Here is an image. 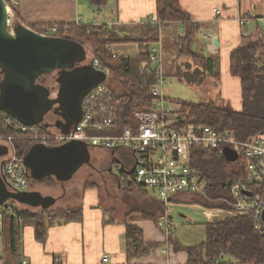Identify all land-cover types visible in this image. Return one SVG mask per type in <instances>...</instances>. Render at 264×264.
Returning <instances> with one entry per match:
<instances>
[{"label": "crops", "instance_id": "obj_1", "mask_svg": "<svg viewBox=\"0 0 264 264\" xmlns=\"http://www.w3.org/2000/svg\"><path fill=\"white\" fill-rule=\"evenodd\" d=\"M86 1L20 0L21 20L30 28L48 24L75 23L79 19L87 25L112 26L113 23H117L136 27L145 24L148 18L156 17L157 14L156 0H114L112 5L104 6L105 11L102 15L92 11V15L85 22L80 3L86 4ZM180 5L190 15L191 21L197 28L194 37L190 39L192 44L197 39H202L201 43L196 45V53L218 63L216 71L219 72L220 78L219 101L232 109L241 110V79L231 75L230 55L234 48L249 41L259 42L260 52H264V27L256 20L264 16V0H180ZM217 9L221 10V14L215 13ZM246 18L251 22L242 26L240 21ZM204 32L213 35V38H203ZM185 35L184 25L181 22L170 23L161 33L165 46L171 38L176 45L179 38ZM143 49L144 47L138 43L118 44L110 48L111 52L118 56L132 58L139 56ZM88 149L92 159V150L90 147ZM89 164L92 166L93 160H90ZM50 178L41 181L46 182ZM41 181L33 180V183L40 186L44 184ZM56 181L61 184V188L59 185H55L54 188L60 192L59 196L48 193V190L53 188L44 189L48 193L46 196L57 199L54 206L58 208L53 210L81 208L82 220L49 224L44 242L36 239L35 227L32 224L24 223L23 226L21 225L18 256L10 254L9 241L6 240L0 221V264H22L24 261L28 264H104L105 257L109 259L106 264H187L188 253L185 250L174 251L173 244L164 236L157 222L144 217L159 211L156 208L159 201L152 196H135L130 190L120 188L119 181V190L113 187L107 194L105 189V192L101 190L99 183L92 182L87 177L76 198L65 188L66 183L71 180L61 182L56 179ZM63 187L66 190L65 196H62ZM185 195L176 197L172 206L176 208V219L171 213L169 216L173 217L175 222L177 220V228L180 224L203 225L206 235V226L219 221L211 218L209 208L198 204H187ZM128 226L141 230L145 244L153 243L157 246L146 256L130 257L129 253L135 250V242L127 237ZM173 236V241L184 247L196 246H186L177 236ZM224 263L240 264L230 262L228 258L224 259Z\"/></svg>", "mask_w": 264, "mask_h": 264}, {"label": "trees", "instance_id": "obj_2", "mask_svg": "<svg viewBox=\"0 0 264 264\" xmlns=\"http://www.w3.org/2000/svg\"><path fill=\"white\" fill-rule=\"evenodd\" d=\"M90 2L93 6L102 10L104 6L112 5L114 0H90ZM156 8V17L159 22H162L161 32L158 27L148 22L136 27L117 23H113L112 26L84 25L76 22L48 24V26H58L59 31L55 34L57 37L77 40L89 47L91 46L94 56L91 59L99 60L104 67L107 66L110 69L112 77L121 81L123 88V93L119 96V99L123 100L121 107L123 117L119 122L122 125L121 127L126 125L125 119L127 117H130L134 112L148 111L153 103L150 87L155 79L150 74L140 72L141 63L148 59V52H146L144 44L159 40L164 28L170 23L181 22L184 25L186 35L179 38L176 46L179 50L178 59L183 55H187L190 59L188 62L183 63L186 70H195L192 72L193 77L199 76L203 81L208 75L215 77L218 81L220 80L219 72L216 71L218 63L210 58L202 57L190 49V39L194 37L197 28L191 21L190 15L181 7L180 0H156ZM15 12V26L17 28L23 22L19 7ZM43 27L34 26L33 28L42 30ZM133 43H138L144 47L143 52L133 58L114 57V53L110 50L114 45ZM260 50L259 42L249 41L234 48L230 55L231 75L241 79V110H235L214 101L188 103L177 100L175 104L182 107L181 114L185 115L188 121L195 122L198 125H210L219 130L232 129L237 138L242 141L254 140L258 136H264V52L262 53ZM176 65L177 77L182 79L183 69L179 61L176 62ZM205 71L207 73L203 77L202 74ZM49 75L40 77L38 83L47 86L46 79ZM54 91L57 94L58 88ZM168 101L171 102L169 99ZM54 110L56 115L61 117L62 111L59 108ZM2 115L3 113L0 112V134L6 136L11 131L8 127L2 125ZM74 126H65L57 131L67 132ZM47 128V125L44 129L41 128V133H47ZM16 146L19 155L26 157L34 145L30 141L19 140L16 141ZM131 162L133 163V155ZM132 163L129 166H133ZM193 164L206 181L205 194H186L187 203L198 204L206 208L231 210L228 184H235L244 175V163L239 159L229 161L222 154L205 153L197 149L193 154ZM47 182L50 183V179ZM29 183L30 188H33L32 179ZM123 189L130 190L135 196H149L147 193L133 187ZM22 205L29 209H35L15 200H10L0 207V211L3 213V233L6 234V240L9 241V251L12 255L18 256L19 254L20 234L24 223L32 224L35 227L36 239L44 242L49 224L54 222L66 223V221L80 222L82 220L81 208L65 210H44L40 208V211L34 212L18 209L17 206ZM9 207H12V209ZM156 208L159 209L156 214L151 213V215H144V217L157 222L160 215L165 214L166 211L163 204L159 202ZM158 214L160 215L158 216ZM206 235V242L195 247H184L173 241V238H171L170 243L173 244L174 251L181 252V250H185L188 253L187 264H212L221 254L226 255V258L233 263L264 264V237L255 230L254 220L251 218L228 217L216 223H209L206 226ZM127 237L135 242V250L133 253H129L130 257L146 256L157 246L153 243L145 244L141 230L136 227L128 226Z\"/></svg>", "mask_w": 264, "mask_h": 264}, {"label": "built area", "instance_id": "obj_3", "mask_svg": "<svg viewBox=\"0 0 264 264\" xmlns=\"http://www.w3.org/2000/svg\"><path fill=\"white\" fill-rule=\"evenodd\" d=\"M8 17L6 26L11 34H15L16 12L20 0H4ZM105 7L102 8V10ZM221 14V10L215 11ZM264 27V16L256 19ZM161 32L162 22L157 17L148 18ZM145 22V23H146ZM250 19L241 20L246 26ZM77 24H84L78 20ZM23 26H25L22 23ZM87 25V24H84ZM30 28L29 26H26ZM42 37L53 36L59 31L58 26H44L42 30L30 28ZM203 38L212 39L213 35L204 32ZM148 59L141 63L140 72L150 74L155 82L150 87L153 103L148 111L134 112L127 117L126 125L121 127L123 117V100L119 99L106 82L102 83L86 95L83 101L84 114L80 122L67 132L50 130L41 133L45 124L28 127L19 123L9 114L1 116V123L8 127L10 134H0V146L8 149L7 156L0 159V174L8 188L13 192L31 191V171L25 166L22 155H19L16 141L27 140L33 145L45 147H60L70 142H83L88 147L103 150H127L133 155V166H126L117 158L114 165L118 171L117 181L120 188L133 187L152 196L165 208V214L157 220V225L168 240L174 236L175 223L169 216V211L181 194L204 195L206 181L193 164L195 150L224 155L226 150L233 151L237 159L245 165V172L235 184H228L231 210L209 208L211 218L225 215L228 217H249L254 220L255 230L264 237V137L242 141L237 138L232 129H217L216 127L198 125L188 121L182 115V108H172L166 94L167 85L164 65V44L162 37L155 42H147ZM118 55L114 54V57ZM93 66L107 76H112L110 69L103 66L99 60H92ZM0 68V93L3 80ZM33 146V147H34ZM133 169L135 171L130 173ZM12 209V207H9ZM222 217H220L221 219ZM3 213L0 211V221ZM168 251H165L167 253ZM226 255L221 254L212 264H223ZM108 257L103 259L106 264ZM22 264H28L24 261ZM228 264V263H224Z\"/></svg>", "mask_w": 264, "mask_h": 264}, {"label": "water", "instance_id": "obj_4", "mask_svg": "<svg viewBox=\"0 0 264 264\" xmlns=\"http://www.w3.org/2000/svg\"><path fill=\"white\" fill-rule=\"evenodd\" d=\"M8 17L4 0H0V68L3 73L0 93V111L9 114L19 123L35 127L45 123L53 109L62 111L65 124L72 127L81 121L86 95L105 82L106 74L96 69L88 59L84 44L64 37H42L34 30L19 25L15 34L6 26ZM59 71L60 84L56 98L51 89L38 83L40 77ZM185 79L193 80L192 73ZM8 149L0 146V158L7 156ZM225 157L236 161L237 155L226 150ZM91 154L83 142H70L60 147L35 145L24 159L34 181L54 176L58 181H70L85 164ZM133 169L130 173H133ZM49 210L57 199L44 196L40 191H11L0 174V207L8 201ZM264 220V214H263Z\"/></svg>", "mask_w": 264, "mask_h": 264}, {"label": "rangeland", "instance_id": "obj_5", "mask_svg": "<svg viewBox=\"0 0 264 264\" xmlns=\"http://www.w3.org/2000/svg\"><path fill=\"white\" fill-rule=\"evenodd\" d=\"M105 9V8H104ZM80 10L81 13L84 15L85 19L84 21H87V18L92 15V11H95V14L102 15L105 10H100L93 6L90 2V0L86 1V4L80 3ZM110 16L112 14L110 13ZM116 20V18H114ZM113 20V21H114ZM202 40V39H201ZM201 40L197 39L196 42L192 44V41H190V49L192 51L197 52L196 50V45L197 43H201ZM83 43V42H82ZM85 45V44H84ZM85 48L88 53V59L90 61L91 58H93V53H92V48L91 46L85 45ZM187 50V48H186ZM164 51V65H165V72H166V79L167 85L165 86L163 92L166 94L168 99L173 103L172 108L177 109L180 107H177V100L179 101H184L188 103H204L206 101H215L219 103V94H220V82L213 77L208 75L203 81V79L199 76L197 77H192L193 80L189 82L187 79H185V73H192L195 70H186V66L183 63L188 62L190 59L187 55H183L180 59H178V54L179 50H177V46L174 45L172 42V38L169 43L166 44V48L163 50ZM179 61L181 64V67L183 69V75L182 79L177 77V65L176 62ZM207 71L202 74L204 77L206 75ZM193 75V73H192ZM50 77L49 80L52 78L51 83L53 90L57 89V86L55 84V79H54V74ZM48 79V78H47ZM105 82L107 86L110 88V90L115 94L120 96L121 93H123V88L121 81L116 80L112 76H107L105 78ZM53 96L56 95V92L52 93ZM221 103V102H220ZM219 103V104H220ZM182 108V107H181ZM55 120L54 113H49V115L45 118V124L49 125ZM50 130H54V128L51 126L49 128ZM93 157L91 160H93V165L91 166L90 164H85L82 166V168L79 170V172L73 177V179L70 182H67L65 185L66 190L70 191L73 193V196L76 198L79 195V192L81 191L82 184L85 182L87 177L91 179L92 182H97L99 183L101 190L105 192L111 191L113 187H115L117 190L118 189V181L116 180V177L118 176V171L116 169V166L114 165L113 160L118 159L120 162L125 164L126 166L130 167V163H132V153L127 151V150H101L98 148H91ZM133 164V163H132ZM55 185H59L61 188V184L56 181L54 177L50 178V183L47 181L43 184H34V188L41 193L44 192V196L46 194L50 193V195H57L59 196L60 192L56 188ZM43 187V188H42ZM51 189L48 190L49 192L47 193L44 191V189ZM105 189V190H104ZM58 192V193H57ZM110 196V195H109ZM114 198H116L114 196ZM117 201V199H116ZM187 202V201H186ZM188 204V203H187ZM18 209H26L30 211H40V208L37 209H29L26 206H17ZM58 208V206H54L51 209ZM198 212H200L198 210ZM172 214L175 217L176 214V208L175 206L172 207V209L169 211V214ZM182 213H184L182 211ZM201 214V213H200ZM216 221H222L223 217L222 214H220ZM220 217H222L220 219ZM176 219V217H175ZM214 219V220H215ZM172 221L175 223L177 226V220L175 222L174 218L172 217ZM174 235L177 236V238L180 239V241L186 245V246H195V245H200L204 243L206 240V235H205V227L201 224H193V225H183L180 224L178 228L176 227L174 231Z\"/></svg>", "mask_w": 264, "mask_h": 264}, {"label": "flooded vegetation", "instance_id": "obj_6", "mask_svg": "<svg viewBox=\"0 0 264 264\" xmlns=\"http://www.w3.org/2000/svg\"><path fill=\"white\" fill-rule=\"evenodd\" d=\"M54 74V79H55V84H56V86H57V88H58V90H59V87H60V84L57 82V79L60 77V73H59V71H56V72H54V73H51L49 76H51V75H53ZM49 78L50 77H48V79H46V82H47V86H45V87H49L50 89H51V95L53 96V94L52 93H54L55 91V89L53 90V88H52V83H51V81H52V78L49 80ZM54 98H56L57 96L55 95V96H53ZM51 113H54V116H55V120L51 123V124H49V125H47V124H45V125H47V127H53L55 130H59L60 128H59V125L58 124H65V120L64 119H62L61 117H59L58 115H56V113H55V110L53 109L52 111H51ZM42 182V181H41ZM42 183H45V182H42ZM66 195V190L64 189V187H63V194H62V196H65Z\"/></svg>", "mask_w": 264, "mask_h": 264}]
</instances>
